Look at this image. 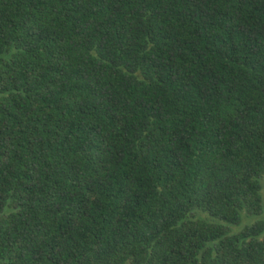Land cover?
<instances>
[{
	"label": "trees",
	"instance_id": "1",
	"mask_svg": "<svg viewBox=\"0 0 264 264\" xmlns=\"http://www.w3.org/2000/svg\"><path fill=\"white\" fill-rule=\"evenodd\" d=\"M264 0H0V264H264Z\"/></svg>",
	"mask_w": 264,
	"mask_h": 264
},
{
	"label": "rangeland",
	"instance_id": "2",
	"mask_svg": "<svg viewBox=\"0 0 264 264\" xmlns=\"http://www.w3.org/2000/svg\"><path fill=\"white\" fill-rule=\"evenodd\" d=\"M261 206H262V210L260 213H248L244 215L241 219L240 224H238L236 227L243 226L244 224L252 223L257 219H261L264 221V198L261 201Z\"/></svg>",
	"mask_w": 264,
	"mask_h": 264
}]
</instances>
